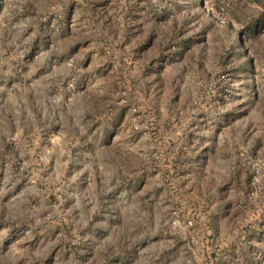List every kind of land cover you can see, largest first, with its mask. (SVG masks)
I'll list each match as a JSON object with an SVG mask.
<instances>
[{
  "label": "rangeland",
  "instance_id": "374dc122",
  "mask_svg": "<svg viewBox=\"0 0 264 264\" xmlns=\"http://www.w3.org/2000/svg\"><path fill=\"white\" fill-rule=\"evenodd\" d=\"M0 264H264V0H0Z\"/></svg>",
  "mask_w": 264,
  "mask_h": 264
},
{
  "label": "trees",
  "instance_id": "16d2710c",
  "mask_svg": "<svg viewBox=\"0 0 264 264\" xmlns=\"http://www.w3.org/2000/svg\"><path fill=\"white\" fill-rule=\"evenodd\" d=\"M236 51V50H235Z\"/></svg>",
  "mask_w": 264,
  "mask_h": 264
}]
</instances>
